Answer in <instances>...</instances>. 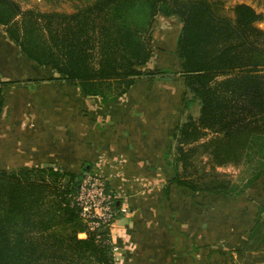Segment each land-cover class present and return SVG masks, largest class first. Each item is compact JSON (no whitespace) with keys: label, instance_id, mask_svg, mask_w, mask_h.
<instances>
[{"label":"trees","instance_id":"1","mask_svg":"<svg viewBox=\"0 0 264 264\" xmlns=\"http://www.w3.org/2000/svg\"><path fill=\"white\" fill-rule=\"evenodd\" d=\"M45 2L55 9L0 0V25L31 61L56 69L59 76L50 80L78 84L104 102L123 97L138 78L172 74L147 68L151 36L159 15L180 19L186 118L165 156L176 168L167 187L203 196L235 193L231 174L219 169L239 166L252 142L264 137V30L258 25L264 14L246 3L229 12L224 0ZM63 3L72 11L59 9ZM23 83L0 78V117L5 87ZM195 106L198 116L191 113ZM87 172L54 165L0 169V264H115L110 229L80 237L87 227L74 197ZM246 250L264 261V206Z\"/></svg>","mask_w":264,"mask_h":264},{"label":"crops","instance_id":"2","mask_svg":"<svg viewBox=\"0 0 264 264\" xmlns=\"http://www.w3.org/2000/svg\"><path fill=\"white\" fill-rule=\"evenodd\" d=\"M253 7L264 14V5ZM162 16L171 24L162 37L154 28L147 68L176 74L138 78L112 102L86 95L78 84L50 80L59 76L56 69L31 61L0 25V78L24 81L4 90L0 169L54 165L105 175L120 212L111 228L115 264H264L255 259L259 252L246 250L264 206V137L252 142L239 165L253 162L248 154L254 150L263 153L262 167L253 180H233L235 193L203 196L167 187L176 168L165 156L185 113L186 89L179 73L182 23ZM258 25L264 30V20Z\"/></svg>","mask_w":264,"mask_h":264},{"label":"built area","instance_id":"3","mask_svg":"<svg viewBox=\"0 0 264 264\" xmlns=\"http://www.w3.org/2000/svg\"><path fill=\"white\" fill-rule=\"evenodd\" d=\"M117 199L118 195L109 189V181L105 175L86 173L74 197L87 227V232L81 233L80 237H87L88 231L111 230L120 214L116 207Z\"/></svg>","mask_w":264,"mask_h":264},{"label":"rangeland","instance_id":"4","mask_svg":"<svg viewBox=\"0 0 264 264\" xmlns=\"http://www.w3.org/2000/svg\"><path fill=\"white\" fill-rule=\"evenodd\" d=\"M19 1L22 3L24 8L36 7L42 11L55 9L52 7V5L47 4L45 2V0H19ZM224 1L226 2V7H227V10L229 12L231 11L232 7H234L238 3L252 2L254 4L252 6H255V7H260V6L264 5V0H224ZM59 9H61L62 11H65V10L72 11L70 3H63ZM168 23L171 24L167 17H163L162 15H159L157 17L156 24H155L156 27L154 25V28H155V30L157 29L156 31L158 33L157 34L158 37H162L160 34H163L164 31L166 33ZM151 41H152V36H151ZM173 74H176V73L172 72L171 75H167L165 77L171 78L173 76ZM191 113L194 116H198V114H199L198 107L197 106L193 107V109L191 110ZM183 118L185 120L186 112L183 115ZM260 154L255 153L254 150H249L248 157L250 159H253L252 160L253 162H248V164L241 165L239 167H235V166L222 167L219 170L221 172L230 173L233 180L241 181V179L248 178L249 176H250L249 178L251 180H253V178H255L256 172L259 171V169L263 165L262 164L263 153H260ZM11 171H13V170H11Z\"/></svg>","mask_w":264,"mask_h":264},{"label":"water","instance_id":"5","mask_svg":"<svg viewBox=\"0 0 264 264\" xmlns=\"http://www.w3.org/2000/svg\"><path fill=\"white\" fill-rule=\"evenodd\" d=\"M162 79L168 80V79H171V78L170 77H162ZM104 231H106V229Z\"/></svg>","mask_w":264,"mask_h":264}]
</instances>
